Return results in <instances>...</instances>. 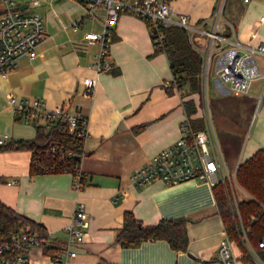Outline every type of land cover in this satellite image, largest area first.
<instances>
[{
	"label": "crops",
	"instance_id": "obj_1",
	"mask_svg": "<svg viewBox=\"0 0 264 264\" xmlns=\"http://www.w3.org/2000/svg\"><path fill=\"white\" fill-rule=\"evenodd\" d=\"M87 1L18 0L21 12L43 19L44 39L35 58L23 56L6 76L0 74V139L5 143L34 140L36 136L32 124L15 117L11 97L37 98L49 108L66 104L88 118L90 136L80 161L83 188L75 190L68 173L32 172L30 150L1 151L0 201L42 224L56 247L66 244L65 228L75 204L83 203L88 213L86 240L76 247L74 264H214L224 223L213 187L198 179L177 185L161 180L135 185L131 180L135 170L180 138L184 122L201 129L197 128L204 124L199 119L196 94L179 90L168 57L156 48L147 22L124 11L117 23L108 27L113 41L107 61L112 71L98 76L91 96L83 95L79 83L95 76L92 65L100 51L98 44L88 42L84 36L88 32L102 33L106 20L103 9L97 10L96 19L87 16ZM218 2L175 0V19L185 15L196 24L212 15ZM262 17L264 0H224L223 32L231 35L233 29L242 42L258 47L264 44ZM255 57L264 59L260 54ZM219 86L217 98L225 100L223 94L230 92L224 85ZM263 97L264 92L258 100L253 126L249 133L244 132L235 156L226 149L233 136L239 137L240 126L234 116L238 105L228 103L214 109L213 125L217 139L222 141L227 167L234 160L239 166L264 149ZM189 100L195 104V113L186 111ZM126 211L143 225H153L161 219L185 220L187 249L175 251L165 240L122 247L117 236ZM29 257L35 264L48 261L37 250Z\"/></svg>",
	"mask_w": 264,
	"mask_h": 264
},
{
	"label": "built area",
	"instance_id": "obj_2",
	"mask_svg": "<svg viewBox=\"0 0 264 264\" xmlns=\"http://www.w3.org/2000/svg\"><path fill=\"white\" fill-rule=\"evenodd\" d=\"M175 0H88L85 4L86 15L96 19L97 10L103 9L106 20L102 33L88 32L84 39L100 47L97 62L92 65L94 77H85L78 89L85 96H91L101 73H110L112 64L107 61L113 38L108 31L115 25L124 11H129L143 19L149 25L153 40L162 46L164 29L176 25L187 31L191 46L201 55L203 66L201 88L207 85L209 71L234 96L248 95L254 80L263 78L256 55L264 56V44L258 47L242 42L232 29L231 35L223 32V5L219 0L213 14L196 24L188 16L180 15L175 19ZM264 21V17L261 18ZM78 28V23L73 25ZM44 39V22L37 14L26 15L18 8V0H0V74L6 76L13 70L23 56L35 58L37 49ZM207 88V87H206ZM15 117L37 130L38 126L59 124L62 132L76 140L73 146L51 143L43 149L32 152V171L36 174L68 173L72 176L73 188H83L84 174L80 161L85 156L84 143L89 138L88 118L79 109H69L66 104L49 108L43 100L37 98H10ZM202 129H195L186 121L182 124L181 136L172 145L160 150L143 167L135 170L131 180L135 185H143L153 180H161L169 185H177L198 179L210 184L224 186L228 206L232 213L240 242L239 248L232 240L226 228L219 243L214 264H246L243 256L250 259L249 264H264L261 249L264 238L254 244L249 237L250 226L258 218L253 217L247 223L243 221L240 204L252 200L259 204L264 213V204L255 200L238 183L236 167L234 174L229 172L221 146L213 125V116L208 102L203 100L200 107ZM0 139V145L4 144ZM76 160V162H73ZM15 183V182H11ZM88 213L85 205L77 202L73 215L65 230L66 244L57 248L53 254L45 253L51 247L49 239L41 238L37 230L28 227L5 236L0 228V264H35L29 255L37 250L45 255L46 264H74L77 248L86 240Z\"/></svg>",
	"mask_w": 264,
	"mask_h": 264
},
{
	"label": "trees",
	"instance_id": "obj_3",
	"mask_svg": "<svg viewBox=\"0 0 264 264\" xmlns=\"http://www.w3.org/2000/svg\"><path fill=\"white\" fill-rule=\"evenodd\" d=\"M80 1L83 2L84 0ZM164 35L163 45L160 47L157 44L155 45L158 50L166 53L174 83L183 94L190 95L200 92L203 61L201 55L191 46L187 31L179 26L171 25L164 29ZM185 107L188 114L196 112L195 104L191 100L186 101ZM203 127L202 125L197 128L202 129ZM53 142L73 146L76 140L62 132L59 124L43 125L37 127L34 140L6 142L0 145V152L33 151L46 148ZM73 162H76V160ZM237 180L239 185L255 200L264 204V149L257 151L251 158L239 165ZM213 190L224 227L229 237L236 241L238 240L237 228L228 206L224 186L222 184L215 185ZM240 211L245 223L253 217L258 218L250 226L248 233L251 241L257 244L258 240L264 238V213L259 204L249 199L241 202ZM26 227L37 230L41 238L49 239L42 224L17 213L0 201V228L2 234L9 236ZM151 240H165L175 251H185L188 245L187 222L182 219H161L156 224L143 225L132 212H124L123 226L117 236V242L122 247L135 248ZM57 248L59 247L51 243V247H46L45 253L53 254ZM261 253L264 256V248L261 249ZM243 262L250 263L247 255L243 256Z\"/></svg>",
	"mask_w": 264,
	"mask_h": 264
},
{
	"label": "rangeland",
	"instance_id": "obj_4",
	"mask_svg": "<svg viewBox=\"0 0 264 264\" xmlns=\"http://www.w3.org/2000/svg\"><path fill=\"white\" fill-rule=\"evenodd\" d=\"M258 58L259 57H257L256 60L260 66V70L261 72H264V59L259 60ZM257 80L252 82L248 95L246 96L243 95L244 97H236L230 93H225L223 94L225 100L223 99L219 100L217 98V95H218L217 91L220 88L219 85L221 83L218 81L215 74L212 71H209L208 82H207V85H205V89L203 90L201 88L200 92L195 93L196 94L195 100H197V102L200 104V107H202L203 100H205V102H208L212 116L214 115V109L219 108L221 105H225V104L227 105L228 103H232L233 106H235V104L238 105L237 110L234 112V116L235 118H237V121L240 126L239 137L236 138L235 136H233L230 139L231 142L228 143L229 145L228 149H226V151L233 153L234 156L237 154V152L241 148V145H242L241 143L245 138L244 132H246L247 130L249 133L253 126L254 122H252V119L256 112L258 100L264 92L263 91L264 90V85H263L264 80L262 78H259ZM255 86H258L256 87V90L254 89ZM263 103H264V97H263L261 104L263 105ZM218 141L222 149V141H220L219 138H218ZM237 163H238V160H234L231 166H230V162L229 164L227 163L230 169L229 172L232 175L234 174V171L237 167ZM236 244L239 248H241L239 240H236Z\"/></svg>",
	"mask_w": 264,
	"mask_h": 264
}]
</instances>
